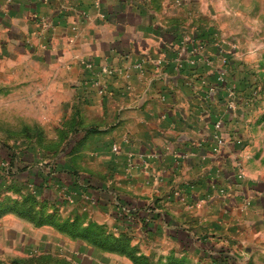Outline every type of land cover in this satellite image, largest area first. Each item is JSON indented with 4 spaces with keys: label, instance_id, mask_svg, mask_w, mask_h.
Instances as JSON below:
<instances>
[{
    "label": "crops",
    "instance_id": "crops-1",
    "mask_svg": "<svg viewBox=\"0 0 264 264\" xmlns=\"http://www.w3.org/2000/svg\"><path fill=\"white\" fill-rule=\"evenodd\" d=\"M0 63L38 84L40 111L74 134L55 160L66 171L18 175L41 173L40 199L85 201L84 225L130 233L163 264H264V0H0ZM59 235L79 244L76 264H133L10 212L0 264Z\"/></svg>",
    "mask_w": 264,
    "mask_h": 264
},
{
    "label": "rangeland",
    "instance_id": "rangeland-1",
    "mask_svg": "<svg viewBox=\"0 0 264 264\" xmlns=\"http://www.w3.org/2000/svg\"><path fill=\"white\" fill-rule=\"evenodd\" d=\"M212 36L214 35L212 34ZM8 64L0 63V144L7 145L18 156L19 167L27 165L33 168H41L45 176H50L53 169L55 171L61 169L66 171V163L60 162L56 164L55 160L68 155V150L72 153L73 148H69L68 141L69 136L74 135L73 132L69 131L67 122H64V120L57 123V121L52 122L47 119L45 112L40 111L41 100H38V97L41 96L42 88L34 81L30 82L25 76H22L18 68L13 67L10 63ZM32 80L35 79L33 78ZM0 154L5 156L6 150L0 147ZM8 160L6 157V160L1 163V167H4L5 171H8ZM20 176L26 177L24 173H20ZM38 177H35L36 181ZM35 180L32 184H26L23 180H14L9 175L0 172V210L7 207H13L17 210L23 209L25 214L19 217L26 222L35 227L43 225L52 227L59 234L74 239L75 237L67 233L69 228H66L67 231H63L61 227L60 230L47 221L41 225L36 224L39 220H51L63 226L64 219L76 218L81 226H84L87 211H79L76 207L85 201L79 202L75 207L72 203H64L63 201L60 204H52L51 200L48 199L43 200V202L40 199V202H37L33 197L39 194ZM66 200L68 201L67 198ZM128 220H131V217ZM29 233L35 236L32 231H29ZM123 234L127 236L130 245H132V238L130 237H133V235L127 232ZM149 245L147 243L143 244L144 247ZM34 246L35 249L39 247L38 244H34ZM78 246L79 244L66 241L59 235L51 242L48 241V251H35L33 254H28L24 257L15 256L9 262L11 264H76L75 254L72 251L74 249L77 251ZM151 246L154 247L155 244ZM168 246H166V249ZM171 248L174 249V246ZM162 250H165V248ZM187 263L193 264L191 259H187ZM150 264H163V261L154 260L151 257ZM197 264L213 263L207 261Z\"/></svg>",
    "mask_w": 264,
    "mask_h": 264
},
{
    "label": "trees",
    "instance_id": "trees-1",
    "mask_svg": "<svg viewBox=\"0 0 264 264\" xmlns=\"http://www.w3.org/2000/svg\"><path fill=\"white\" fill-rule=\"evenodd\" d=\"M0 147L4 148L6 150L5 156H2L0 154V168H1L0 172L3 174L9 175L14 180L19 181L18 175L20 173H23L25 170H27L28 166L23 165V166L19 167L18 156L15 153H13L11 151V149L8 148L7 145L0 144ZM27 153H29V151H27ZM6 157L9 159L8 160V171H5V168L1 167V163H3L4 160H6ZM28 173L30 176H28L24 182L26 184L27 183L32 184V183H34V180H35V173L32 171H29V170H28ZM38 176L41 177L40 172H38ZM33 197L37 202H40V198L38 196L34 195ZM41 201L43 202V199H41ZM40 204H42V203H40ZM7 212H14L19 216H24V214H25L23 209L17 210L16 208H13V207H7V208H3V210H0V216L7 213ZM131 213H133V212H131ZM127 215L128 214H124V217L127 218ZM130 215H132V214H130ZM48 219H50V218H48ZM45 221L51 222L50 224H53V226L58 227L59 229L61 227V229H63V231H67L66 228H69L67 233L70 236L86 239L89 242V244H91L95 247H98L102 250L110 251V252H117L119 254H124L131 259L133 264H150V260L147 256H145L143 254H137L136 253L138 251L137 248L130 245L129 239L123 233L119 234L118 236H115L112 233L107 232L106 228L103 225H98L95 222H89L88 224L81 226L80 222L76 218H72L70 220L64 219L63 220V224H64L63 226H60L59 223L52 222L51 220H39L36 225H41Z\"/></svg>",
    "mask_w": 264,
    "mask_h": 264
},
{
    "label": "built area",
    "instance_id": "built-area-1",
    "mask_svg": "<svg viewBox=\"0 0 264 264\" xmlns=\"http://www.w3.org/2000/svg\"><path fill=\"white\" fill-rule=\"evenodd\" d=\"M96 4V2H95ZM213 35L214 36H218L217 32H213ZM224 39H221L220 42H223ZM204 42L203 41H198L197 43L194 44L193 48L189 50V53L191 54V60H190V63L191 64H195L197 59L195 58V56H199L202 55V52H203V48H204ZM203 59V58H202ZM205 61H207L206 59H203ZM85 66L89 69H91L93 67V64L92 62H84ZM136 68H139L141 67V64H136L135 65ZM219 67L221 68L220 72L217 74V77H216V81L219 83V84H222L225 80H224V75H225V60H222L220 62V65ZM101 72H105V73H112L113 70L107 68V67H102ZM93 84H95L98 88V91L99 93H102L103 92V89H104V86L97 80V81H93ZM210 90H214V88H210ZM228 96L229 98H233L234 97V88L233 87H228ZM220 124L219 122L216 123L215 127L216 128H219ZM217 147L214 148L215 151H218L219 150V147L222 145L223 141L218 138L217 140ZM112 150L113 151H117L118 150V147L116 145H113L112 146ZM129 159L132 158V154H129L128 155Z\"/></svg>",
    "mask_w": 264,
    "mask_h": 264
}]
</instances>
